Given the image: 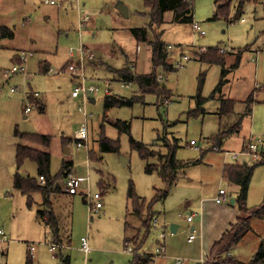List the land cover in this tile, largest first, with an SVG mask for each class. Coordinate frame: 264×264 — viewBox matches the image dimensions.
Here are the masks:
<instances>
[{
    "label": "rangeland",
    "instance_id": "1",
    "mask_svg": "<svg viewBox=\"0 0 264 264\" xmlns=\"http://www.w3.org/2000/svg\"><path fill=\"white\" fill-rule=\"evenodd\" d=\"M45 1L0 0V25L14 32V38L0 39V84L6 89L0 96V255L5 253L0 264H64L67 257L70 264H132L136 254H157L160 246L165 249L161 264H176L178 260L183 264L201 263L207 256L200 253L198 240L188 243L192 224L187 218L197 213L195 223H198L201 215L198 203L220 188L227 191L228 197L235 195L238 186L222 177L223 163L237 164L232 155H239L240 164L254 166L264 161L263 155L257 161L252 155L243 154L245 139L248 142L254 138L257 144L264 145V0L247 3L240 19L235 18L237 10L233 5L230 20H214L215 0H194V22L203 27L204 36L194 32L193 23L175 22L174 13H166L161 38L171 46L169 61L176 71L165 73L160 68L157 72L161 84L172 93L171 104L148 95L145 104L109 111L105 109L109 92L120 99L141 95L137 85L124 86L116 71L128 65L138 75L153 71L151 46L139 44L132 34V29L150 27V16L142 14L147 12L145 0H56L58 5H48ZM120 4L128 7V18L120 13ZM149 39H154L150 29ZM216 46L227 57L228 74L222 93L210 99L222 80L224 68L204 64L196 56ZM80 49L85 51L81 63L85 86L98 89L90 97L95 103L83 93L77 98L72 95L84 83L83 77L69 70L71 62L80 64ZM239 50L244 51L243 57L234 68ZM21 52L33 54L25 64L26 74L7 80L3 71L13 67L14 55ZM96 53L102 57L88 59L87 56ZM42 61L50 64V73H42ZM203 73L206 77L202 96L206 101L200 107L196 97ZM10 88H17L16 94L9 95ZM253 92L256 103L240 132L227 139L220 151H213L212 138L219 128H229L245 113L243 102ZM34 93L39 98L31 103L27 94L30 97ZM222 99L236 100L239 104L220 126ZM27 106L31 108L28 113ZM117 120L130 122L131 136L146 144L155 157L143 160L131 148L130 136L120 135L113 126ZM83 128L87 129L88 140L79 147L77 134ZM16 129L23 134L51 137L47 149L28 141L22 143L51 154L53 176L65 162H72L73 175L82 178L79 192L74 196L66 194V180L61 179L63 193L52 199L61 235L70 241L63 249L51 251V232L40 218V211L44 210L42 195L35 194V204L29 208L27 197L14 189L17 173L38 178L37 164L30 160L18 172L15 161L20 140L15 136ZM104 137L119 140L120 153L101 152ZM191 141L197 143L199 150L189 145ZM176 142L177 159L186 165L179 171L178 183L169 190L168 198L152 204L156 190H164L166 185L158 172L147 174L145 169L147 165L158 164V156L168 154V147ZM66 150L70 153L66 154ZM89 153L101 161L91 160ZM9 156L15 166L8 172L3 163ZM123 159L128 161L126 165ZM251 180L247 201L250 209L264 202V162L255 168ZM131 183L137 196L145 201L143 217L132 212V201L128 199ZM96 194H101L103 201L98 211L90 206ZM230 203L229 200L224 204L230 207ZM212 204L207 202L208 207ZM148 216L158 220V227L151 228L146 236L144 222ZM174 224L179 229L173 234ZM251 227L234 250L235 257L243 261L252 259L264 239V219L252 218ZM163 233L166 240L159 237ZM144 237V245L138 251L129 243L135 252L128 253L125 239ZM83 238L89 241L88 255L82 251ZM159 238L163 240L160 246ZM2 241L6 242L1 244ZM33 246L35 250L31 251Z\"/></svg>",
    "mask_w": 264,
    "mask_h": 264
},
{
    "label": "trees",
    "instance_id": "2",
    "mask_svg": "<svg viewBox=\"0 0 264 264\" xmlns=\"http://www.w3.org/2000/svg\"><path fill=\"white\" fill-rule=\"evenodd\" d=\"M217 4V12L215 13L214 20L224 18L230 20V15L232 13V7L236 8L237 12L243 14V8L247 3L254 2L258 0H215ZM194 0H145V5L147 8L146 13L143 15H149L151 18L150 27L132 29V34L139 44H148L151 46L152 50V64L153 71L148 75H138L133 67L128 65L126 68L116 71L117 75L120 77L122 82L135 84L141 95L134 96L131 99H120L116 96L108 95L106 97L105 109L106 111L111 110L116 107H133L136 104H145V98L148 95L157 96L158 100H162L163 103L171 104L172 93L169 92L164 85L161 84L160 77L158 75V69L162 68L165 73H170L176 71L175 66L169 61V50L170 45L162 41L161 26L164 24L165 15L169 11L174 13V20L178 23H194ZM264 9V3H263ZM149 29L154 33V39H149ZM4 38H14V32L12 29L0 25V39ZM220 47L208 48L206 53L197 54L199 61L210 65L216 66L220 65L223 69L222 80L218 84L216 91L211 95L210 99H215L217 94H221L223 91V85L225 83V77L228 74V70L225 69L227 64V57L220 54ZM243 50H239L237 53L238 60L234 65V68L238 67L242 60ZM17 62L19 63V57H17ZM41 71L44 74L51 72L50 65L47 62L40 63ZM206 73H203L200 78L199 92L197 101L201 107L206 99L202 96L203 85L205 82ZM33 100V99H32ZM222 106L220 108V118L232 116L235 113L236 106L239 104L235 100H225L222 99ZM246 105V111L244 114L238 117V120L227 129H220L215 135L211 142L213 146L222 147L225 141L231 138L234 134L240 132L245 117L252 114L253 107L255 105V92L251 93L247 100L243 102ZM113 126L118 130L120 135L130 136L131 148L137 151L143 160L148 161L149 159L155 157L154 152L149 151L148 146L142 142L136 141L131 136L132 124L128 121L117 120ZM15 136L19 138L20 144L17 148L16 154V165L18 172L27 160L33 161L38 167V178H31L27 174L25 178H22L19 173L15 176V190L19 191L21 194L27 197V205L32 208L35 204L34 195L39 193L43 197L44 210L40 211V218L42 223L49 228L52 241L54 244L62 247L63 240L61 239L60 233V221L54 212L53 197L61 193L62 188L59 185L61 179H65L70 173L73 172L74 163L65 162L60 170V172L53 176L51 172L52 166V156L51 154L44 150L50 147L51 137L39 134H23L18 129L15 130ZM23 141H28L32 144L43 147L40 149L37 147H29L23 144ZM177 141V140H176ZM178 148L177 142L174 143L173 147H168V154L160 155L159 163L155 165H147L145 171L147 174H153L158 172L161 176L163 182L166 185L164 190H156V196L152 201V204L163 201L169 196V190L178 182V174L185 163L177 159ZM121 145L119 140H111L104 137L100 143V151L103 153H120ZM261 154L264 156V145L261 147ZM90 159L93 161H101V158H97L92 153H89ZM264 161L257 163L254 166L248 164H234L226 165L224 169V179L229 181L233 185L239 187V192L237 194L236 204L238 210L240 211V216L238 217L235 224L231 225V228L227 230L220 240L216 241L213 245L210 256L206 262L202 264H264V239L261 241L260 247L257 252L252 256V259L248 262L236 258L233 255V251L241 243L244 236L251 231V219L260 218L264 219V202L254 208L247 207L248 192L250 189L251 179L253 177L255 168L262 165ZM44 177L46 182L44 185L40 183V178ZM102 188H104V183H101ZM128 199L132 201V212L133 214L143 217L145 210V201L139 198L135 192L134 184L131 183ZM152 209V205L149 208ZM130 212V209H128ZM152 217L148 216L147 220L144 222L146 229V236L150 233ZM128 228V224H126ZM144 239L134 238L126 239L127 244L133 243L137 247V251L144 245ZM153 259L147 254H136L132 261V264H152ZM64 264H70L69 258H64Z\"/></svg>",
    "mask_w": 264,
    "mask_h": 264
},
{
    "label": "built area",
    "instance_id": "3",
    "mask_svg": "<svg viewBox=\"0 0 264 264\" xmlns=\"http://www.w3.org/2000/svg\"><path fill=\"white\" fill-rule=\"evenodd\" d=\"M45 4H48V5H58V3L56 2V0H46L45 1ZM244 22V20H242ZM193 26H194V32L199 35V36H204L205 35V31L203 29V27L201 25H199L198 23H193ZM171 48V46H170ZM221 52L223 53L224 50L222 49ZM71 57H73V53L71 52ZM80 55H81V62L80 64H78L77 66L74 65L73 62H71L70 66H69V70L73 73V74H76L79 78H82L83 77V85L77 87L75 89V91L73 92V97L77 98L80 96V94H84L86 97H89L88 99H91L90 97L92 95H94L98 89L94 86H91L89 88H87L85 86V78H84V73H81V71L83 70L82 68V65L81 63L83 62L84 58H85V51L83 49H80ZM30 56H33L32 53H26V52H22L20 55H19V60L20 62L17 63V64H14L12 68L10 69H6L3 71V76L9 80L12 76L14 75H18V74H26V67H25V64L28 60V58ZM88 59H94L95 56L94 54H90L89 56H87ZM189 57H186V59H188ZM180 66H182V62L180 63ZM131 86V84H129ZM124 86L128 87V84L124 83ZM5 87L4 85H1L0 84V96H2L5 92ZM17 92V88H10L8 89V93L10 94H15ZM109 94V93H108ZM31 98H34V99H37L39 98V94L38 93H34L33 95H31ZM30 107L28 106L27 109H26V112H30ZM77 138H78V141H79V147H82L83 146V142L87 141L88 140V133H87V129L86 128H83L81 129L78 134H77ZM190 145L192 147H194L195 149L199 150V147H197V143L195 141H191L190 142ZM263 145H260V144H257L256 143V140L254 138H251L248 142H246V144L244 145L243 149V154L246 155V156H249V155H252L254 158L257 159V161H261V157H262V154H261V147ZM213 151L215 152H218L220 150V147H217V146H212L211 148ZM203 151V150H202ZM226 155L228 156L229 153H226ZM232 159L237 163V164H240L238 163V159H239V155L238 154H234L232 155ZM66 191L69 195H77L78 194V184L79 182L82 180V178H76L73 173H70L66 178ZM46 182L45 178L44 177H41L40 178V183L42 185H44ZM227 193L224 189H220L219 191V195L218 197L215 199V202L220 205V204H224L226 202L229 201L228 197L226 196ZM102 205H103V201H102V195L101 194H96L93 198H91V201H90V206L92 208V210H101L102 208ZM194 219V215H190L188 218H187V221L188 223L189 222H192ZM151 226L152 228H157L158 227V220L157 219H152V222H151ZM196 230L194 229L192 231V234L190 235L189 237V242L195 240L197 238V235H196ZM0 235H2V232L0 231ZM161 239H165V234H161L160 235ZM6 241H2L1 244H4ZM83 242V246H82V250L86 253V255L90 254L91 252V249H90V246H89V241L88 239L86 238H83L82 240ZM51 251L54 252L56 251V248H59L58 245L54 244V243H51ZM130 245H127V251L128 253H134L135 250L131 247H129ZM35 250V247H31V251H34ZM158 254H163L165 253V249L164 247H159L158 248ZM5 255V253L1 254L0 257H3ZM176 264H183L181 260H178L176 262Z\"/></svg>",
    "mask_w": 264,
    "mask_h": 264
},
{
    "label": "crops",
    "instance_id": "4",
    "mask_svg": "<svg viewBox=\"0 0 264 264\" xmlns=\"http://www.w3.org/2000/svg\"><path fill=\"white\" fill-rule=\"evenodd\" d=\"M236 14H235V18L236 17H242V14H240L239 12L235 11ZM22 53V52H21ZM21 53H18L16 55H14V58L12 61H14V64H17V60L19 57V55ZM95 57H96V54H95ZM102 57V55H101ZM42 62H46V61H42ZM41 63V62H40ZM48 63V62H47ZM49 64V63H48ZM50 65V64H49ZM210 66V65H209ZM227 66V64H226ZM51 68V66H50ZM227 70V69H226ZM150 74V73H149ZM143 75H148V74H143ZM16 94V93H15ZM9 95H14V94H10ZM108 95H111L110 92ZM28 96V100L32 101L31 103L35 102V101H38V99H34V98H31V96L29 97V95L27 94ZM33 99V100H32ZM233 101V100H232ZM236 101V100H235ZM238 102V101H237ZM239 103V102H238ZM28 107V106H27ZM26 107V109H27ZM42 110H44L43 107H41ZM114 109V108H112ZM220 112V111H219ZM219 119H220V126L223 125L224 123V117L223 118H220V115H219ZM231 127V126H230ZM220 130V128H219ZM218 130V131H219ZM211 142V141H210ZM247 142V139L244 140V144H243V147L244 145L246 144ZM190 145V143H189ZM223 147V146H222ZM220 151V150H219ZM205 153V152H203ZM226 155V154H225ZM227 156V155H226ZM16 162V161H15ZM15 162L13 159H10V156L8 158V160L4 161L3 163V166H4V169H6V171L9 172L10 169H13L14 166H15ZM182 162V161H181ZM246 164V163H245ZM223 167H222V177L224 179V176H223V173H224V169L226 167V165L228 164H225L223 163L222 164ZM80 171L82 170L81 168L79 169ZM15 185V177L13 179V186ZM173 188V187H172ZM170 188V189H172ZM15 189V188H14ZM220 189H223V188H220ZM219 189V191H220ZM225 190V189H224ZM226 191V190H225ZM65 192V191H64ZM239 192V187L238 189L236 190L235 192V197L233 195H229L228 199L230 200V207H227L225 204H220L218 205L216 202H215V199L218 197L219 195V192L215 193L213 196H208L210 198H204V200L202 202H199L197 206H199L198 210L199 212H201V215H200V221L198 223H195V216L197 215V213L194 214V219L192 222H190L191 225V228L193 231L194 229L196 230V235L199 233V237L197 235V238L191 242L188 241V243H193L195 241L198 240V247H199V251L202 255H205L206 253V258L205 260H203L201 263L199 264H202L204 262H206V260H208L209 256H210V251L213 247V245L215 244L216 241L220 240V238L222 237V235L231 228V225L235 224L238 217L240 216V211L238 210V206L236 204V200H237V194ZM61 193H63V189L61 191ZM227 193V191H226ZM66 194L67 191H66ZM74 196V195H73ZM207 197V196H206ZM231 198V199H230ZM232 201H234V204H232ZM207 202H212L213 206L211 207H208L207 206ZM180 209H182V207H180ZM152 212V210H151ZM177 228L179 229L178 225H176ZM174 234V233H173ZM60 236H61V239L63 240L62 242V247H59L60 249H63L65 246H69L70 245V241H67L65 239H63L61 233H60ZM160 237V236H159ZM127 239V238H126ZM126 239H125V246H126ZM129 239H133V238H129ZM164 240V239H163ZM160 238L159 240L157 241V244L160 246L162 245V241ZM165 240H166V237H165ZM50 243H53L52 241V235H51V240H50ZM128 245V244H127ZM161 247V246H160ZM163 247V246H162ZM83 251V250H82ZM85 253V252H84ZM147 255H150L153 259V264H161L164 259L161 258V257H165L164 256V253L163 254H151V253H145ZM233 255L235 256V253L233 251ZM69 258V257H68ZM251 260V259H250ZM249 260V261H250ZM69 261H70V258H69ZM177 262V261H176ZM245 262H248V261H245Z\"/></svg>",
    "mask_w": 264,
    "mask_h": 264
},
{
    "label": "water",
    "instance_id": "5",
    "mask_svg": "<svg viewBox=\"0 0 264 264\" xmlns=\"http://www.w3.org/2000/svg\"><path fill=\"white\" fill-rule=\"evenodd\" d=\"M118 9H119L120 13L122 14V16H124L126 18L129 17V9H128V7L126 5L120 4L118 6ZM236 19H240V17L238 16V17H236ZM96 58L97 59L101 58V54L100 53H96ZM91 103H95V99L94 98H91ZM69 153H70V151L66 150V154H69ZM123 161H124V165H126L128 163V161L126 159H123ZM20 176L22 178H25L27 176V174L26 173H20ZM232 204H234V201H232ZM171 229H172L173 233H176L177 230H178V228H177V226L175 224L172 225Z\"/></svg>",
    "mask_w": 264,
    "mask_h": 264
}]
</instances>
